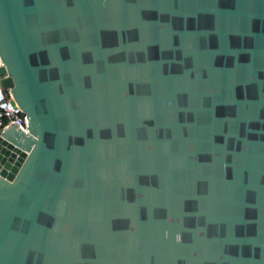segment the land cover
I'll use <instances>...</instances> for the list:
<instances>
[{"label":"water","instance_id":"water-1","mask_svg":"<svg viewBox=\"0 0 264 264\" xmlns=\"http://www.w3.org/2000/svg\"><path fill=\"white\" fill-rule=\"evenodd\" d=\"M0 264H264V0H0Z\"/></svg>","mask_w":264,"mask_h":264},{"label":"built area","instance_id":"built-area-1","mask_svg":"<svg viewBox=\"0 0 264 264\" xmlns=\"http://www.w3.org/2000/svg\"><path fill=\"white\" fill-rule=\"evenodd\" d=\"M2 64L0 59V66ZM12 122L17 123L21 129L27 130L25 113L14 101L10 88L3 87L0 81V131Z\"/></svg>","mask_w":264,"mask_h":264}]
</instances>
